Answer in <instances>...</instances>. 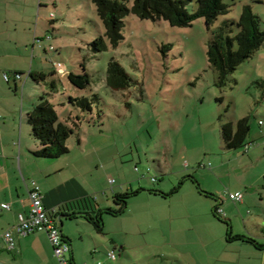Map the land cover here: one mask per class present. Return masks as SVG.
Listing matches in <instances>:
<instances>
[{
    "label": "rangeland",
    "instance_id": "rangeland-1",
    "mask_svg": "<svg viewBox=\"0 0 264 264\" xmlns=\"http://www.w3.org/2000/svg\"><path fill=\"white\" fill-rule=\"evenodd\" d=\"M47 1L48 7H41L47 19L39 27L44 38L40 44L46 48L40 47V66L47 74L55 69L56 75L48 79L56 80L57 89L31 80L27 90L35 103L42 95L53 102L60 119L73 127L67 153L53 159L35 157L36 167L49 166L48 181L74 178L79 182L76 190H85V196L92 195L103 207L116 206L114 196L119 192L147 189L146 194L133 197L124 218L119 216L110 226L130 224L133 243L155 242L134 253L145 259L157 253L158 264H163L160 254L166 250L160 246L163 235L173 232L175 238L195 243L226 235L228 224L212 213L216 200L200 192L198 184L216 194L218 203L223 200L222 217L230 223L232 234L264 242V43L222 86L208 59L212 30L227 18L238 19L244 5L250 4L264 25V0H225L230 10L211 28L204 17L192 25L172 26L165 19L130 13L123 40L104 51L90 45L105 32L93 0ZM133 1L126 3L130 6ZM197 6L194 1L188 9L194 11ZM236 32L238 28L232 34ZM111 59L118 60L132 77L129 88L115 90L107 85ZM71 71L88 72L91 83L86 88L74 85L68 78ZM95 94L99 98L93 100L90 112L70 101V97ZM246 116L249 146L227 148L222 125ZM39 159L46 162L39 164ZM175 187L179 191L168 197L149 194V189L170 192ZM235 192L243 194V201H234ZM63 221L64 229L81 231L91 241L85 219L63 217ZM238 243L234 252L243 254L240 264L246 263L245 256L254 259L256 251L264 254L248 242ZM200 249L203 253H193V264H238L237 259L228 262L229 252L213 263Z\"/></svg>",
    "mask_w": 264,
    "mask_h": 264
},
{
    "label": "crops",
    "instance_id": "crops-1",
    "mask_svg": "<svg viewBox=\"0 0 264 264\" xmlns=\"http://www.w3.org/2000/svg\"><path fill=\"white\" fill-rule=\"evenodd\" d=\"M47 3V0H0V264H60L46 232L33 231L26 235L16 234L17 243L13 249L7 247L6 240L2 235L6 229L18 221L21 213H27L30 209L31 181L27 180L29 178H35V181L40 185L43 201L53 211L59 224L60 218L63 221V217L69 220L83 218L89 223L86 225V230L89 231L91 237L89 243L81 231L75 232L62 227L64 236L71 243V257L75 264H158L157 256L159 254L157 253L147 254L146 259L134 253L142 245L155 246V242H148L149 240L146 239V241L135 244L130 237V234H134L132 225L121 224L119 228L110 226L113 221L120 220L119 216L124 218L131 199L146 194L144 192H147V189L127 190L135 191V193L128 198L125 210L119 214L104 212L103 230L101 231L94 222L79 214L80 211L85 210V207L63 209L65 203L86 195L85 190H76V184H79L76 179L66 177L61 181L49 182L48 176L51 175L47 169L49 166L43 165L39 168L34 165L36 156H34L33 150L39 149L41 143L32 137V128L28 122L27 115L35 102L28 93L27 87L29 82H32L31 80L36 81L31 73L45 72L44 68L40 66V47L45 48V45L40 44V40L44 38H40L39 27L47 19V15L45 17V14L41 13V7L46 9ZM46 38L51 37L47 35ZM5 73L10 74L9 80L5 79ZM53 75H56V71ZM30 77L33 79H28ZM42 83L46 84L44 81ZM39 160V164L46 162ZM71 183L75 185L72 187ZM178 191L179 188L176 192ZM176 192L164 195L149 189V194L166 197ZM81 193L82 195H80ZM211 197L216 200L212 213L218 218L213 209L217 204L221 205L223 200L220 199L218 203L217 195ZM243 197L239 200L240 202L243 201ZM3 202L10 203V208H3L1 206ZM99 205L103 207L101 204ZM68 212L78 214L72 216ZM106 214L110 215L112 219L105 217ZM161 240L160 246L166 249L160 254L163 264H186L185 260L187 264H193L195 261L193 253H203L200 248L206 251L207 259L212 260L213 263H216L218 259L228 257L229 252L231 255H229L228 262L237 259L240 264L243 254L234 252L237 251L234 248L240 246L238 242H248L257 250H264L243 238H229L228 228L224 237H216L210 241H202L201 238L197 243L183 241L180 238H175L173 232L170 233V236H161ZM218 242L219 245H216ZM112 250L116 253L115 258L109 256V252ZM214 253L216 256H212ZM256 254L254 259L245 256V264H264V254L259 255L258 251ZM253 260L254 262H252Z\"/></svg>",
    "mask_w": 264,
    "mask_h": 264
},
{
    "label": "trees",
    "instance_id": "trees-1",
    "mask_svg": "<svg viewBox=\"0 0 264 264\" xmlns=\"http://www.w3.org/2000/svg\"><path fill=\"white\" fill-rule=\"evenodd\" d=\"M196 1L197 8L194 11L188 9V4ZM96 5L98 16L103 22L105 32L98 35L90 43L96 51H104L109 47H117L123 40V28L125 18L134 13L140 18L158 20L165 19L172 26H188L199 17H204L209 28L220 15L227 14L230 10V4L225 0H134L132 5H128L126 0H93ZM238 28V32L232 34ZM213 37L208 45V59L210 64L218 73V84L224 85L228 76L237 68V66L248 59L264 43V25L261 18L256 14L250 4L243 7L242 13L238 19H225L220 26L212 30ZM52 46V45H51ZM50 74L46 72L31 73V76L37 81H44L53 90L57 89L55 79H48ZM69 80L80 88H86L91 83V77L88 72L84 74L73 71L68 74ZM106 83L115 90L129 88L133 81L125 67L116 59H111L107 66ZM99 98L95 94L93 97H70V101L80 107L82 111H92L93 100ZM39 102L35 103L29 111L27 118L32 128V136L41 143L39 149L33 150V154L39 158L53 159L69 151L67 139L73 133V127L60 119L59 114L53 102L44 95L40 96ZM81 114H77L80 120ZM250 132V119L248 116L240 118L236 123L227 122L221 127L223 142L227 148L248 147L247 137ZM201 192L206 195L216 197V194L203 190L197 185ZM175 187L170 192H160L164 195H170L178 190ZM135 191L119 192L114 196L115 207H100L97 200L92 196H85L65 203L63 209L85 207L79 214L87 217L94 222L99 230L102 229L103 213L113 214L122 213L128 202V198ZM217 204L214 214L226 221L228 224L229 238H243L260 249H264V242L249 235H233L230 223L217 212ZM70 215H76V212H68ZM73 260V259H72ZM74 263V261H73ZM75 264V263H74Z\"/></svg>",
    "mask_w": 264,
    "mask_h": 264
},
{
    "label": "built area",
    "instance_id": "built-area-1",
    "mask_svg": "<svg viewBox=\"0 0 264 264\" xmlns=\"http://www.w3.org/2000/svg\"><path fill=\"white\" fill-rule=\"evenodd\" d=\"M53 48V46H51ZM61 63L58 62V65ZM6 80L10 79V74L5 73ZM31 204L27 213H21L18 221L10 228L6 229L2 235L6 240L7 247L13 249L16 246V234L26 235L33 231H44L47 233L53 246L54 253L60 264H74L71 257V243L64 236L59 221L54 216L53 211L49 209L44 201L40 185L35 180L30 182L29 192ZM243 197L240 192H235L232 196L234 201H239ZM3 208H10V203H1ZM217 212L223 216L224 210L221 205L218 206ZM109 256L116 257L114 250L109 252Z\"/></svg>",
    "mask_w": 264,
    "mask_h": 264
},
{
    "label": "water",
    "instance_id": "water-1",
    "mask_svg": "<svg viewBox=\"0 0 264 264\" xmlns=\"http://www.w3.org/2000/svg\"><path fill=\"white\" fill-rule=\"evenodd\" d=\"M60 227H61V229L63 227V221L61 220V218H60Z\"/></svg>",
    "mask_w": 264,
    "mask_h": 264
}]
</instances>
